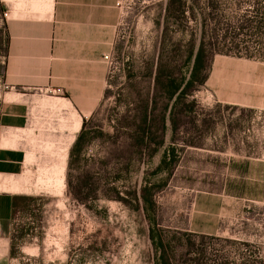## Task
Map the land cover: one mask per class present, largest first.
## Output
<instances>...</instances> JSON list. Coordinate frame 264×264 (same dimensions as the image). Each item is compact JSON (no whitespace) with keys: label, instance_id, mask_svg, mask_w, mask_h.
Wrapping results in <instances>:
<instances>
[{"label":"rangeland","instance_id":"1","mask_svg":"<svg viewBox=\"0 0 264 264\" xmlns=\"http://www.w3.org/2000/svg\"><path fill=\"white\" fill-rule=\"evenodd\" d=\"M167 1L118 0L102 55L103 94L77 145L81 118L68 100L51 92L36 98L66 109L50 124L56 131L20 144V173H0V264H264V202L254 200L264 169L215 163L218 108L209 87L215 61L223 77L231 57H264V0H182L170 15ZM5 9L0 0V74ZM201 42L200 68L180 96ZM176 82L169 97L165 87ZM246 113L225 122L245 129L223 133L220 146L231 157L264 149V129L246 127L253 112ZM214 224L215 232L197 231Z\"/></svg>","mask_w":264,"mask_h":264},{"label":"crops","instance_id":"2","mask_svg":"<svg viewBox=\"0 0 264 264\" xmlns=\"http://www.w3.org/2000/svg\"><path fill=\"white\" fill-rule=\"evenodd\" d=\"M3 1L7 11L6 48L0 76L6 89L0 93V138L6 134L7 145L0 142V173L17 174L23 169L26 149L20 145L16 131L26 124L29 101L44 93L63 95L81 118L79 130L99 104L104 89L102 55L113 40L120 6L118 0H38V7L33 9ZM231 58L235 60L227 59L228 72L223 77L220 72L218 77L214 62L212 74L216 80L209 85L218 108L213 137L219 161L215 163L224 169H264V149L257 152L259 156L241 154L238 158L220 146L223 133L238 135L245 131L225 129L227 117L247 116L250 110L253 115L244 119L246 127L257 132L264 127V57ZM226 192L232 196L223 187L222 194ZM261 193L254 200L264 202L263 189ZM215 230V224L197 229L203 233Z\"/></svg>","mask_w":264,"mask_h":264},{"label":"built area","instance_id":"3","mask_svg":"<svg viewBox=\"0 0 264 264\" xmlns=\"http://www.w3.org/2000/svg\"><path fill=\"white\" fill-rule=\"evenodd\" d=\"M4 13L6 14V12ZM104 56L106 57L108 55L105 54ZM2 84H4L6 87L4 82H2ZM28 104L29 106L26 112V124L24 127L16 131L18 132L17 138L22 144L26 142L30 134H37L39 131L50 129L56 131L57 129L50 128V124H57L60 121V117L58 115L59 109H66V107H61L56 110L49 105L38 103L35 100L29 101ZM69 145L70 143L66 146V149L69 148Z\"/></svg>","mask_w":264,"mask_h":264},{"label":"trees","instance_id":"4","mask_svg":"<svg viewBox=\"0 0 264 264\" xmlns=\"http://www.w3.org/2000/svg\"><path fill=\"white\" fill-rule=\"evenodd\" d=\"M182 5H183V1L182 0H168L167 1V5H166V12H168L167 14L170 15L174 11H176V10L178 11L180 9V7L182 8ZM203 50H204V48H203V45H202V42H201V43H199V45L197 47V50L195 52V58H194L192 70L190 72V76H189L186 84L177 93L178 95L181 96L185 92L187 84H189L193 80L195 75L197 74V71L200 68L199 67L200 66V58H201V56H203ZM192 52H193V50H191L189 52V56H191ZM204 78L205 77H202L201 80L203 81ZM165 88H166V93L168 94L169 97H171L179 89V83L176 82L174 84H169ZM84 124H85V121L82 122L81 128H80V130H79V132H78V134L76 136V139H75V142H74L75 145H77L79 140L83 138V135L85 133Z\"/></svg>","mask_w":264,"mask_h":264},{"label":"bare ground","instance_id":"5","mask_svg":"<svg viewBox=\"0 0 264 264\" xmlns=\"http://www.w3.org/2000/svg\"><path fill=\"white\" fill-rule=\"evenodd\" d=\"M70 132H71L70 137L73 136L75 138L76 133L74 131H72L71 129H70ZM74 138H73V140H74ZM65 150H67V149H65Z\"/></svg>","mask_w":264,"mask_h":264}]
</instances>
